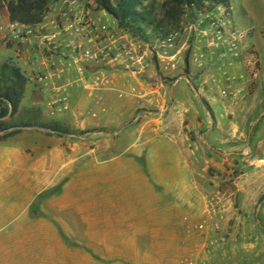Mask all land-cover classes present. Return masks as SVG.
Returning <instances> with one entry per match:
<instances>
[{
    "label": "crops",
    "instance_id": "1",
    "mask_svg": "<svg viewBox=\"0 0 264 264\" xmlns=\"http://www.w3.org/2000/svg\"><path fill=\"white\" fill-rule=\"evenodd\" d=\"M89 19L102 22L93 13ZM87 40L86 47L96 49ZM190 43L189 72L178 68L176 75L137 63L90 66L91 83H84L66 62L51 59L55 68L44 67L47 89L58 81L68 88L69 125L114 129L127 146L122 156L103 162L95 137L0 134V225H19L0 238V264H93L90 256L117 264L126 250L148 255L150 248L137 242L184 239L185 227L201 217L207 192L222 195L220 224L228 240L253 242L238 255L249 259L246 264H264V43L254 34L233 53L211 51L202 39ZM249 48L258 62L255 73ZM69 138L76 141L63 142ZM199 161L206 165L201 175ZM59 186L60 194L30 217L35 200ZM211 210L215 221L221 208L216 203Z\"/></svg>",
    "mask_w": 264,
    "mask_h": 264
},
{
    "label": "rangeland",
    "instance_id": "2",
    "mask_svg": "<svg viewBox=\"0 0 264 264\" xmlns=\"http://www.w3.org/2000/svg\"><path fill=\"white\" fill-rule=\"evenodd\" d=\"M90 0H83L80 2V7L85 5ZM68 0H0V66L8 59L16 58L14 54V45L5 46L2 38L5 35L6 26L13 21L26 25L31 28L42 30L43 32H52L57 25H60L59 14ZM144 6L148 8L150 16L158 19L161 15V5L163 0H142ZM230 12L227 22L230 23L232 32L243 33L245 37L243 40L251 35H254L258 40L264 43V0H229ZM97 18L101 19L99 26L106 28L112 26L110 17L105 13L94 12ZM193 16H188V21H193ZM100 27V28H101ZM247 33H246V32ZM256 31V33H255ZM146 42H153L157 37L151 30H146L144 35ZM241 40V41H243ZM191 42V41H190ZM189 42L187 49L183 53V61L179 67L183 73L189 72L188 60L192 56V46ZM145 43V42H142ZM11 48V49H9ZM252 49H248L247 53L251 57L250 68L255 73L258 68L257 58ZM45 56V54H43ZM28 55L25 56V59ZM23 74L28 78V85L26 92L21 102L24 109L19 116L13 118L8 125L26 127L21 130V138L33 137H74L80 139H87L95 137V142L98 143L102 151V161H107V158H117L124 154L127 144L119 143L115 136L117 131L110 128L88 129L81 130L73 125H69L68 118L65 117L66 111H59L56 108L49 106L54 99L53 90L59 86H63L59 81L53 87L46 73L43 72L44 67H41V74L43 75V82L39 83L34 78L37 71H31L29 66H24L22 62H17ZM29 65V63H27ZM154 65V64H152ZM185 69V70H184ZM161 76L176 75L177 71H170L161 67ZM156 72L159 69L156 68ZM163 74V75H162ZM164 78V77H163ZM47 79V80H46ZM166 83L169 81L165 79ZM184 83H182L183 85ZM142 111L137 110L135 115H141ZM57 125L62 130L69 132L68 135L56 136L53 133H48L42 127ZM72 139L65 140L73 144ZM88 141V140H87ZM49 147V145H38V148ZM139 168H145V161L140 159L134 160ZM247 168V164H243ZM199 175L205 172L206 165L203 161L198 164ZM204 170V171H203ZM215 174V172H213ZM207 175L211 176L210 173ZM201 177L199 176V183L202 185ZM209 185L207 184V187ZM61 186L55 187L50 191L44 192L31 205L29 216L36 217L39 215V206L42 202L55 197L60 194ZM45 194L48 196L45 197ZM44 196V197H42ZM222 198L220 193H210L204 195L201 199V217L196 226L185 227L187 235L181 241H151V242H137L141 248H150V254H143L141 256H132L131 250L124 251L125 255L117 257V264H246L248 258L240 257L238 255L241 246L253 245L252 241H229L226 233H222L221 217L225 211L223 203L220 204L219 199ZM225 199V198H223ZM233 199V198H232ZM12 202H14L12 200ZM224 202V201H223ZM11 203V202H7ZM219 204L222 213L213 221L210 204ZM36 204V205H35ZM34 209V210H33ZM208 222V224H207ZM18 224H2L0 225V238L11 235L17 230ZM193 227V228H192ZM195 233V234H194ZM64 242L70 248L82 249L75 244ZM136 244V245H137ZM143 246V247H142ZM120 242H118L119 252L122 251ZM86 252L90 251L88 247L83 248ZM144 252V251H143ZM233 252V253H232ZM73 261V258H71ZM87 260H91L93 264H116L115 261L109 262L100 256H90ZM72 264V263H71ZM88 264V263H87Z\"/></svg>",
    "mask_w": 264,
    "mask_h": 264
},
{
    "label": "built area",
    "instance_id": "3",
    "mask_svg": "<svg viewBox=\"0 0 264 264\" xmlns=\"http://www.w3.org/2000/svg\"><path fill=\"white\" fill-rule=\"evenodd\" d=\"M80 2L68 0L65 3L59 14L60 25L52 32H43L16 21L6 26L2 38L4 45H14V62H22L24 66H29L31 71H37L34 76L37 82H43L39 68H55L56 64L52 65L51 59H58L59 63L66 62V67L74 69L78 80L91 83V80H88L91 74L90 66L97 69H122L137 63L140 67L154 64L158 69L164 67L177 71L190 41L202 39L206 48L211 51L223 49L233 53L245 37L243 33L231 31L230 23L226 19L228 15L223 8L216 7L209 14L195 16L191 22L187 20L188 15L185 16L177 29L146 44L118 30L113 24L109 28L94 24L89 19V15L94 13V2L90 0L79 8ZM86 38L93 39L96 49L86 47ZM38 52L40 56L37 55ZM26 55L28 57L25 59ZM26 79L28 80L27 77ZM178 81L176 80L174 85ZM52 93L55 97L49 106L66 111L70 98L67 86H59Z\"/></svg>",
    "mask_w": 264,
    "mask_h": 264
},
{
    "label": "trees",
    "instance_id": "4",
    "mask_svg": "<svg viewBox=\"0 0 264 264\" xmlns=\"http://www.w3.org/2000/svg\"><path fill=\"white\" fill-rule=\"evenodd\" d=\"M92 1L95 4L93 12H105L115 22L118 30L146 44L149 43L144 40L146 30H151L159 39L177 29L187 15L195 17L209 14L216 7L223 8L227 15L230 12L229 0H163L160 18L155 19L150 16L142 0ZM27 85L28 80L13 59H8L0 66V134L3 139L18 135L26 128L10 126L8 123L17 115ZM42 128L56 136L69 134L57 125Z\"/></svg>",
    "mask_w": 264,
    "mask_h": 264
}]
</instances>
